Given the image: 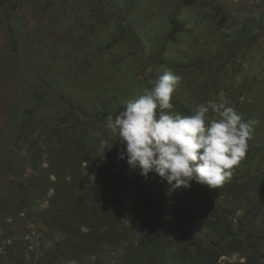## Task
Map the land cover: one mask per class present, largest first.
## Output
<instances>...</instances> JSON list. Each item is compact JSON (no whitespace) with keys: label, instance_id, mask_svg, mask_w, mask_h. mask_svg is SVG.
Here are the masks:
<instances>
[{"label":"rangeland","instance_id":"374dc122","mask_svg":"<svg viewBox=\"0 0 264 264\" xmlns=\"http://www.w3.org/2000/svg\"><path fill=\"white\" fill-rule=\"evenodd\" d=\"M149 67L153 79L166 68L182 76L174 112L226 100L259 121L232 169L239 176L264 146V0H0V264H38L60 241L47 221L52 157L65 174L72 155L94 174L121 172L132 191L166 182L119 158L123 145L101 115L151 87ZM54 133L68 147L52 144ZM165 197L171 230L181 211Z\"/></svg>","mask_w":264,"mask_h":264},{"label":"trees","instance_id":"16d2710c","mask_svg":"<svg viewBox=\"0 0 264 264\" xmlns=\"http://www.w3.org/2000/svg\"><path fill=\"white\" fill-rule=\"evenodd\" d=\"M50 138L57 146L69 145L60 134ZM263 151L264 146L253 147L242 173L219 189L192 182L170 194L167 182L155 189L138 184L132 191L123 173L77 168L74 155L65 174L60 163L65 160L52 157L56 180L47 221L61 238L38 264H223L233 255L238 259L232 264H264V169L255 167ZM165 196L181 211L171 230Z\"/></svg>","mask_w":264,"mask_h":264},{"label":"clouds","instance_id":"9594fccd","mask_svg":"<svg viewBox=\"0 0 264 264\" xmlns=\"http://www.w3.org/2000/svg\"><path fill=\"white\" fill-rule=\"evenodd\" d=\"M152 71L151 67L145 71L151 87L129 99L115 116L106 117V127L123 145L119 158L146 178L157 174L172 186L169 194L191 188L192 182L221 188L245 158L259 121L245 120L226 100L209 99L191 115L174 112V93L182 76L166 68L153 79Z\"/></svg>","mask_w":264,"mask_h":264}]
</instances>
